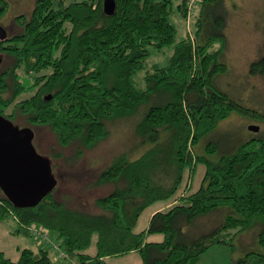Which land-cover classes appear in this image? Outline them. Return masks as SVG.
I'll return each instance as SVG.
<instances>
[{
  "label": "trees",
  "instance_id": "obj_1",
  "mask_svg": "<svg viewBox=\"0 0 264 264\" xmlns=\"http://www.w3.org/2000/svg\"><path fill=\"white\" fill-rule=\"evenodd\" d=\"M219 1L201 3L205 8ZM188 3L177 4L186 21ZM8 9V1L0 0V18ZM173 10V0H115L111 13L103 0H36L29 15L16 16L21 30L0 42V53L13 58L0 68V114L48 126L61 146L75 143L78 153L109 135V121L138 115V141L116 154L94 181L114 184L95 199L98 212L68 206L55 196L56 187L22 208L2 192L0 218L13 214L29 235L33 223L53 231L65 256L55 260L40 245L21 248L13 260L0 249V264H116L111 256L130 252L140 254L141 264H193L210 245L233 246L249 230L258 243L248 253L251 264H264V139L257 147L246 141L227 153L209 140L203 153L196 151L233 111L262 115L214 84L227 70L220 61L224 17L216 23L197 19L194 34L188 30L176 41ZM217 39L219 46L210 49ZM172 44L166 64L148 69L139 86L135 75L151 49ZM250 72L264 75V55L251 63ZM199 163L203 176L190 191L184 179ZM158 200L170 205L135 231L142 211ZM215 211H224L216 226L200 235L189 231ZM152 233L162 238L150 240Z\"/></svg>",
  "mask_w": 264,
  "mask_h": 264
},
{
  "label": "rangeland",
  "instance_id": "obj_2",
  "mask_svg": "<svg viewBox=\"0 0 264 264\" xmlns=\"http://www.w3.org/2000/svg\"><path fill=\"white\" fill-rule=\"evenodd\" d=\"M7 1L9 9L0 18V26L8 34H13L21 30L15 21L16 16L22 13L29 15L36 0ZM180 1L173 0L174 10L170 14V19L177 29L176 41L187 37L188 30L194 34L197 19L213 23L218 16H223L225 19L223 29L225 44L220 61L227 65V70L215 76L214 84L217 89L227 93L244 107L253 109L262 115L256 116L254 113L233 111L197 145L196 151L203 153L209 140L217 143L221 153L233 151L246 141H250L251 147H257L264 139V75L251 74L250 66L253 61L264 55V0H220L205 8H203L201 0H197L189 21H186V18L177 10V4ZM220 42V39H217L210 49L218 47ZM173 50L174 44L159 51L151 49L144 68L135 75L136 83L143 87L145 72L155 64L164 66ZM12 62V57L1 54L0 68L3 69ZM137 121L138 115L119 117L109 121L107 123L109 135L94 147L83 148L82 152L78 153V145L75 143L66 147L61 146L48 126H31L20 114L15 120H12L13 124L18 127H32L34 131L33 146L39 154L51 159L54 165L53 174L57 179L55 196L70 207L92 213L99 211L95 199L109 193L114 188L113 183L98 186L93 183L100 171L111 162L116 154L129 149L138 141L135 132ZM252 124L258 125L259 130H251L249 126ZM139 152L137 150L136 155ZM203 172L204 164L199 163L196 171L190 177L185 176L184 182L187 181V184L191 185L190 191L199 186ZM0 194H2L1 189ZM167 202L158 200L146 207L138 218L134 230L140 231L146 228L152 212ZM223 212L215 211L199 219L197 226L190 227L189 231L192 234L200 235L201 232L210 230L224 218ZM49 232L50 234L54 233L53 231ZM253 234L255 232L252 233L249 230L238 235L233 240V246L230 242L214 243L193 264H251L254 258L250 257L248 253L252 255L258 249L257 235ZM161 238L159 233H152L149 236L150 240ZM37 244L38 241L21 228L13 214L8 213L0 218V249L13 260L18 259L21 248H37ZM46 246L52 257L57 260L59 254L57 249L49 245ZM93 249L94 246L89 251ZM109 262L141 264V257L138 252H130L111 256Z\"/></svg>",
  "mask_w": 264,
  "mask_h": 264
},
{
  "label": "water",
  "instance_id": "obj_3",
  "mask_svg": "<svg viewBox=\"0 0 264 264\" xmlns=\"http://www.w3.org/2000/svg\"><path fill=\"white\" fill-rule=\"evenodd\" d=\"M103 5L105 11L111 13L115 0H103ZM7 35V31L0 26V42ZM46 98H51V95ZM249 128L259 130L255 124ZM33 137L31 127H18L0 114V189L15 206L21 208L39 203L57 183L50 159L36 151Z\"/></svg>",
  "mask_w": 264,
  "mask_h": 264
},
{
  "label": "built area",
  "instance_id": "obj_4",
  "mask_svg": "<svg viewBox=\"0 0 264 264\" xmlns=\"http://www.w3.org/2000/svg\"><path fill=\"white\" fill-rule=\"evenodd\" d=\"M196 2H197V0H189L188 17L191 14L193 6L195 5ZM28 229H29L31 235L38 241L39 245H50L52 248L57 249V251L59 253L58 258L65 256V252L59 247L58 243L52 239L50 232L46 228H44L41 225L33 223L28 227Z\"/></svg>",
  "mask_w": 264,
  "mask_h": 264
},
{
  "label": "crops",
  "instance_id": "obj_5",
  "mask_svg": "<svg viewBox=\"0 0 264 264\" xmlns=\"http://www.w3.org/2000/svg\"><path fill=\"white\" fill-rule=\"evenodd\" d=\"M169 205H170L169 203H166L165 205H160V206H158V207L152 212L151 216H152L156 211L161 210V209H165V208H167ZM50 235L52 236L53 240H55V235H54V234H50ZM55 241H56V240H55ZM49 246H50V245H49ZM37 247H39L38 244H37ZM45 247L47 248L46 245H45Z\"/></svg>",
  "mask_w": 264,
  "mask_h": 264
}]
</instances>
